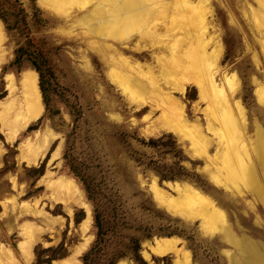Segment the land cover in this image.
Instances as JSON below:
<instances>
[{
  "label": "rangeland",
  "instance_id": "1",
  "mask_svg": "<svg viewBox=\"0 0 264 264\" xmlns=\"http://www.w3.org/2000/svg\"><path fill=\"white\" fill-rule=\"evenodd\" d=\"M45 1L0 0V264H35L33 249L47 247L62 255L51 264L73 262V252L91 234L80 260L94 238V205L104 239L100 259H113L130 236L139 237L144 264H234L235 235L264 245V173L257 167L256 145L258 138L264 140V0H78L69 9L58 5L64 12L50 10L56 4ZM126 2L131 5L127 23L139 22L115 42L116 28L104 30L108 39L99 41L87 31L90 25L80 22L83 15L98 16ZM197 12L202 13L198 18ZM169 21L175 24L171 28ZM167 28H180L185 40L173 39ZM93 42L110 44L112 51L117 47L116 57L129 60L131 67L140 65L158 89L151 90L135 70H118L113 77ZM25 43L41 55L46 98L30 121L29 76L34 72L37 84V73L27 61L17 72L11 67L1 72L13 49ZM177 43L178 59L172 51ZM176 65L189 72L173 69ZM166 68L172 79L164 76ZM207 72L216 89L208 84ZM133 76L147 92L135 90ZM160 92L181 114L170 112V98ZM164 112L165 118L182 122L179 132L159 127ZM41 162L37 173L33 167ZM249 164L258 171L261 193H249L244 179ZM64 176L72 178L90 206L88 229L80 199L62 187ZM176 185L186 189L177 192ZM75 216L80 217L76 223ZM167 232L172 234L164 236ZM162 242L174 246L155 252ZM118 261L143 264L127 249L114 264Z\"/></svg>",
  "mask_w": 264,
  "mask_h": 264
},
{
  "label": "bare ground",
  "instance_id": "2",
  "mask_svg": "<svg viewBox=\"0 0 264 264\" xmlns=\"http://www.w3.org/2000/svg\"><path fill=\"white\" fill-rule=\"evenodd\" d=\"M42 1H44V0H41V3H42ZM47 2H49L50 4H48L50 7H55V5H53V4H56V10H54V9H52V8H50L49 6H46L47 8H50V10H52V11H54V12H64L66 9H64V10H62L61 11V7H63V8H65L67 5H70L71 3H72V6L74 7L75 6V4H74V2H76V4H77V1L78 0H46ZM45 1V2H46ZM80 1H82V0H80ZM114 1V0H113ZM118 0H116L115 2H117ZM121 1V0H120ZM120 1H118V2H120ZM101 2H102V0H101ZM105 2V1H104ZM111 2V1H110ZM40 3V4H41ZM80 2L78 1V4H79ZM154 3V2H153ZM156 3V2H155ZM74 4V5H73ZM114 4H116V3H114ZM118 4V3H117ZM116 4V5H117ZM42 5V4H41ZM45 4L43 3V6H44ZM58 5H60L61 7H59ZM109 5H110V3H109ZM71 6V5H70ZM70 6L68 7H66V8H70ZM100 6V5H99ZM104 6V5H103ZM102 6V7H103ZM114 6V5H113ZM153 6H155V5H153ZM165 6V5H164ZM45 7V6H44ZM60 9H59V8ZM101 7V6H100ZM109 7V6H108ZM108 7H106V8H108ZM162 7V6H161ZM58 8V9H57ZM116 9V10H114V9ZM112 8V10L110 9V10H105L104 12L105 13H101L102 11H99L100 13H98V16H97V14H94V16H92V14H91V16L92 17H95V21H93V18H91V16L89 15V14H87V15H83L82 16V18H80L81 20H80V22L82 23V24H89L90 26L88 27V32L91 34V35H93V36H95L96 38H98V40L99 41H104L106 38L108 39V37H107V35H105L103 32H104V30H108V29H110V31H111V28H116L117 30H118V33L120 34H118V35H113L112 36V34L114 33H112V32H110V33H112L111 34V38H109V39H111L112 41H114L115 42V40L116 39H119L121 36H122V34H124V31H126V29H128V28H131L134 24H136V23H138L139 22V19H137L136 20V22L134 21V23H132V24H128L127 23V21H126V19L124 18V15L129 11V9L131 8V5H130V3L129 2H126L125 4L124 3H119V5H117V6H115V7H113ZM99 9V8H98ZM102 9V8H101ZM162 8H160V10H161ZM95 10H97V9H95ZM104 10V9H103ZM164 11H166V9L165 10H162V12L163 13H165L166 14V12H164ZM96 12V11H95ZM161 12V13H162ZM198 13H201V12H197V18H198ZM83 14H85V13H83ZM105 14V15H104ZM202 14V13H201ZM201 14H200V16H201ZM56 15V14H55ZM205 15V14H204ZM81 17V16H80ZM197 18H195L196 20H197ZM172 20V19H171ZM177 20V19H176ZM170 22V21H169ZM172 23H173V21H171ZM171 22H170V24H171ZM177 24H178V22H176ZM199 22H196V24H198ZM201 23V22H200ZM80 24V23H79ZM165 25V24H164ZM173 25H175L174 23L172 24V25H168L170 28L173 26ZM179 25V24H178ZM202 25V24H201ZM85 26V25H84ZM161 26V25H160ZM86 27L87 26H85V31H86ZM162 27V26H161ZM165 27V26H164ZM163 27V28H164ZM184 27H186V26H184ZM166 28V27H165ZM169 28V29H170ZM151 29V28H150ZM160 29V28H159ZM168 29V28H167ZM167 29H166V31L165 32H167L168 34H173V39H176V40H181L182 38H181V34H183V32H181L182 30H179L178 28H177V30H172L171 31V29H170V31H169V29H168V31H167ZM173 29V28H172ZM161 30H164V29H161ZM201 30V29H200ZM4 31V30H3ZM113 31V30H112ZM114 31H115V29H114ZM0 32H1V24H0ZM117 32V31H116ZM159 32L160 33H162L160 30H159ZM165 32H163V33H165ZM176 32V33H175ZM204 32V31H203ZM86 33V32H85ZM89 33H87V35L89 34ZM115 34V33H114ZM177 34H179L178 36H177ZM187 37V36H186ZM106 39V40H107ZM188 39H189V37H188ZM188 39H187V41H188ZM94 40V39H93ZM175 40V41H176ZM185 39H183V41H184ZM203 40V39H202ZM182 40H181V43L183 42ZM203 43H201V49L200 50H202V51H204V48H205V45H204V43H206V40L205 41H202ZM95 45L98 43H96V42H93ZM104 43V45H100V44H97V45H99L100 47H98L97 48V50H100L99 52H101L105 57H106V59L108 60V64H110V71H111V73H113V77H115V73H117V72H119V71H122V70H124L125 68L128 70H135V72H137V73H139V74H141V75H145V77L147 78V83L152 87V89L151 90H153V89H158V87L156 88V80L155 79H153V77H151V76H149V75H147V74H145V73H143V70H142V68H141V66L140 65H137V67H131V62L129 61V60H125V59H123L120 55H118V56H120V57H116V53H119V51L117 50V47H115V46H113V48L115 49V51H112V48H110V47H108L107 46V43H105V42H103ZM114 44V43H113ZM179 45H181L180 43H177V46H176V48L174 49V50H172L173 51V55L175 56H177V59L179 58V57H182V56H178V54H179V48L181 47V46H179ZM111 46V45H110ZM97 47V46H96ZM199 47V46H198ZM206 49V48H205ZM186 52V51H185ZM176 53V54H175ZM205 54L206 53H204L203 52V55H204V57H205ZM180 55V54H179ZM182 55H183V53H182ZM185 56V55H184ZM196 56V55H195ZM197 56L199 57V55L197 54ZM206 56H207V54H206ZM101 58H103V57H101ZM104 59V58H103ZM171 59H173V58H171ZM197 59V58H196ZM200 59V58H199ZM204 59H206V58H204ZM179 62V61H178ZM194 65V64H193ZM182 67H183V65H182ZM180 69V70H182V68H181V66L180 65H176V66H174V68L173 69ZM184 68H185V66H184ZM192 68V67H191ZM201 69V68H200ZM119 70V71H118ZM162 70H164L163 71V73H165L164 74V76L166 77H169L170 75H172L171 73L170 74H168L169 72H167L168 70H167V68L166 69H162ZM184 71H187V72H189L187 69H183ZM182 70V71H183ZM179 71V70H178ZM178 71H176V72H178ZM181 71V72H182ZM123 72H125V71H123ZM33 73V74H32ZM31 74H30V78H32V81H31V91H32V93H31V98H30V101H31V103H32V105H33V107H34V113L27 119V120H32L33 118H34V116L36 117V116H38L39 114H40V112H41V110H42V100L40 99V94H39V90H38V87H37V84H36V75L34 74V72H32ZM172 73H174V72H172ZM26 74V73H25ZM28 74V73H27ZM179 74H180V72H179ZM186 74V73H185ZM185 74H183V73H181V79H182V77H183V75H185ZM207 74H208V77H207V79H208V84H210V85H212L213 84V86H212V88L214 89V87H215V83H214V81H213V78L211 77V72H207ZM31 75H32V77H31ZM121 75H123V74H121ZM174 75V74H173ZM186 75H188V74H186ZM120 76V75H119ZM162 76V75H161ZM186 77V76H185ZM116 78V77H115ZM136 79H138L137 77H135ZM170 79H172V77H169ZM114 79V78H113ZM117 79V78H116ZM136 79H134V76L132 77V78H130L129 80L130 81H133V83H134V86H136L135 87V90H137V88L140 90V91H143V90H145L146 91V84H142V83H138V81L136 80ZM160 79H162V78H160ZM165 80H167L166 78H164ZM180 79V78H179ZM178 78H177V80H179ZM187 79V77L186 78H184V79H182V80H186ZM189 79V78H188ZM188 79H187V81H188ZM191 79L192 78H190V81H191ZM139 81H140V79H138ZM193 80V79H192ZM142 81V80H141ZM140 81V82H141ZM168 81V80H167ZM181 81V80H180ZM179 81V82H180ZM196 81V82H195ZM194 82L195 83H197V80H195ZM120 82V81H119ZM118 82V83H119ZM163 82V81H162ZM178 82V81H177ZM176 82V83H177ZM185 82V81H184ZM183 82V83H184ZM128 83V82H127ZM164 83H166V82H164ZM178 84V83H177ZM199 84V83H198ZM159 85V84H158ZM125 86V85H124ZM124 86H123V88H124ZM128 86V85H127ZM133 86V87H134ZM200 86V85H199ZM217 86V85H216ZM131 87V86H130ZM181 87V86H180ZM201 87V86H200ZM161 88V87H160ZM205 88V87H204ZM210 88H211V86H210ZM177 89H178V87H177ZM200 90V94L202 95V88H199ZM215 89H216V87H215ZM179 90V89H178ZM182 90V89H181ZM130 91H132V90H130ZM160 91V90H159ZM220 93H221V91L220 90H218ZM147 92V91H146ZM156 92V91H155ZM218 92V93H219ZM144 93V92H143ZM161 93V92H160ZM162 93H164V92H162ZM162 93H161V95H162ZM222 93H223V91H222ZM165 94V93H164ZM167 94V93H166ZM166 94L165 95H162L163 97H167L168 99L170 98V97H168V96H166ZM205 94V93H204ZM30 95V94H29ZM169 96H170V94H169ZM165 99V98H164ZM172 98H170L169 100H170V112L174 115V113H176L177 115L180 113L181 114V112H176V111H174V110H176L177 108H176V106H177V104L176 103H174V100H171ZM168 100V101H169ZM28 101H29V99H28ZM27 101V102H28ZM236 102V101H235ZM165 103V102H164ZM169 104V103H168ZM236 104V103H235ZM238 105H239V103H237ZM165 105V104H164ZM237 105V106H238ZM166 106H168V105H166ZM165 107V106H164ZM172 108V109H171ZM31 110L30 111H32L33 112V110H32V108H30ZM163 109V108H162ZM181 109V108H180ZM27 110V109H26ZM25 110V111H26ZM179 111V110H178ZM180 111H182V110H180ZM161 112H163V111H161ZM224 113V112H223ZM226 113V112H225ZM165 115L164 117L162 116V115ZM161 116V118H162V124H160L159 125V127H161V128H166L167 130L169 129H172V130H175V132H179V129H181V127L183 126H181L180 127V125L178 124V123H176V122H173V121H171L174 117H173V115H172V117L173 118H171V116H169L168 117V119L167 118H165V117H167V115H168V112H166V114H165V112L163 113ZM175 114V115H176ZM214 115V113L212 114V116ZM217 115V114H216ZM180 116H182V115H179V118H181ZM31 117H33V118H31ZM229 117V116H228ZM227 117V118H228ZM23 118V117H22ZM178 117H177V119H179ZM144 119V118H143ZM171 119V120H170ZM217 119H219V118H217ZM27 120H26V122H27ZM25 122V121H24ZM181 124H182V122H180ZM185 124V123H184ZM180 127V128H179ZM154 128V127H153ZM215 129V128H214ZM225 135V134H224ZM225 138V137H224ZM259 140L257 141V146H258V148H259V151H260V157H259V162H258V168H259V172L261 171L262 173H264V150H263V148L261 149V146L262 145H264V140L263 139H261V138H258ZM228 140V139H227ZM44 142V141H43ZM225 142V141H224ZM228 142V141H227ZM38 143H39V141H38ZM37 143V144H38ZM44 143H46V142H44ZM194 143V142H193ZM40 146V145H39ZM262 147H264V146H262ZM37 149V148H36ZM35 151H37V150H35ZM226 152V151H225ZM234 153V152H233ZM237 153V152H236ZM243 153V152H242ZM244 154V153H243ZM233 155V154H232ZM247 155V154H246ZM226 156V155H225ZM256 156V155H255ZM234 157H235V155H234ZM223 159V158H222ZM230 159V158H229ZM238 157H237V160L236 161H238ZM234 160L235 159H232V161L234 162ZM242 160H243V158H242ZM256 160V159H255ZM240 162H241V160H240ZM242 162H244V161H242ZM248 163V162H247ZM255 163V162H254ZM234 164V163H233ZM253 164V163H252ZM247 165V164H246ZM233 166V165H232ZM252 165H250L249 164V168L251 167ZM256 166V165H255ZM224 167V166H223ZM230 167V166H229ZM234 168V167H233ZM232 168V169H233ZM239 168V167H238ZM244 168V167H243ZM237 170V169H236ZM258 170V169H257ZM230 171H233V170H230ZM244 171V170H243ZM256 171H255V168L254 167H251V169L250 170H247L245 173H246V175H247V178H244L245 180H246V185L248 186V189H249V187H250V189H249V193H251L252 192V194H254V193H257V192H259V193H261L260 192V187H259V183H258V181H257V175H255L256 173H255ZM232 173V172H231ZM244 174V173H243ZM258 174V173H257ZM260 174V173H259ZM245 175V174H244ZM64 178H65V176H64ZM154 186H155V184H153ZM239 186V185H238ZM62 187L63 188H65L69 193H71V194H73V196H76V197H78L79 199H80V204H81V206L85 209V213H86V221H85V223H84V225H85V228L86 229H88L89 228V226H90V223H91V212H90V206H89V204L83 199V197H82V194H81V190L79 189V187L73 182V180H72V178H70V177H66L65 178V181H64V184L62 185ZM64 189V190H65ZM174 189L177 191V192H183L185 189L184 188H182V187H180L179 188V185H176V186H174ZM189 190L192 192V193H194V194H196V196H201V194L200 193H198L197 191H195L193 188H189ZM186 191H188V190H186ZM156 192V191H155ZM179 193V194H180ZM157 195V194H156ZM79 196H81V197H79ZM250 196V195H249ZM155 197V196H154ZM194 197V196H193ZM202 197V196H201ZM187 198H189V197H186L185 199H187ZM203 198V197H202ZM201 198V199H202ZM193 199V198H192ZM192 199H189L190 201H187L188 203H191V201H192ZM206 199V198H205ZM199 200V199H198ZM197 200V202L199 203V207H202V206H200V205H202V204H200L201 202H199ZM194 201V200H193ZM203 201L205 202L206 200H204V198H203ZM75 202H76V200H75ZM193 203V202H192ZM191 203V204H192ZM197 203V204H198ZM80 204H78V205H80ZM187 204V203H186ZM194 205H195V203H194ZM192 206V205H191ZM196 206V205H195ZM207 206V208H208V205H206ZM186 207V206H185ZM193 207V206H192ZM191 207V208H192ZM198 206H197V208H199ZM187 208V207H186ZM190 208V207H189ZM188 208V209H189ZM206 208V207H205ZM206 208V209H207ZM193 209V208H192ZM216 209V208H215ZM68 210H70V208L68 207ZM218 210V209H217ZM185 211V210H184ZM213 211V210H212ZM216 211V210H215ZM214 212V211H213ZM212 213V212H211ZM220 213H221V211L218 213V215H220ZM203 214V213H202ZM207 215V214H206ZM217 215V214H216ZM204 216V215H203ZM220 216H222L223 217V215H222V213H221V215ZM219 216V217H220ZM217 217V216H216ZM224 219V218H223ZM223 219H222V221H223ZM213 220V219H212ZM214 220H217V219H214ZM206 222V221H205ZM214 222V221H213ZM229 228V227H228ZM229 231H231V228L230 229H228V230H226V232L227 233H229ZM233 232V231H232ZM224 233V235H225V232H223ZM222 233V234H223ZM234 233H232V235H233ZM229 235V234H228ZM235 235V234H234ZM236 236V235H235ZM232 237V240H233V244L234 245H236L237 246V253H236V256L238 257H234V259H231V260H233V263L234 264H264V245H260V244H252V242L251 241H244L243 240V238H239V237ZM88 237V236H87ZM221 237H223V236H221ZM231 237V236H230ZM240 237H242V236H240ZM224 238V237H223ZM227 238H229V236L227 237ZM90 239H91V234H90V236L86 239V243L82 246V248L81 249H79V250H76L75 251V253L73 252V255H74V258H75V260L73 261V262H66L65 264H79L80 263V260H79V255L86 249V247L88 246V243H89V241H90ZM228 240V239H227ZM227 240H225V242L227 241ZM232 240H230V242H232ZM174 242V241H173ZM172 242V243H173ZM168 242H166V243H158V245H157V248H154V251L155 252H157V253H165L166 251H168L169 249H172V247L174 246V243H173V246H171V247H169L170 246V243H168ZM176 244V243H175ZM174 250V249H173ZM177 250V249H176ZM148 256V255H147ZM187 257H188V255H187ZM73 258V259H74ZM235 258H237V259H235ZM71 259V258H70ZM69 259V260H70ZM64 262V261H63ZM62 262V263H63ZM119 262V261H118ZM118 264H124L123 262H119Z\"/></svg>",
  "mask_w": 264,
  "mask_h": 264
},
{
  "label": "trees",
  "instance_id": "3",
  "mask_svg": "<svg viewBox=\"0 0 264 264\" xmlns=\"http://www.w3.org/2000/svg\"><path fill=\"white\" fill-rule=\"evenodd\" d=\"M23 61H27L31 67L34 69V71L37 73V86L40 91L41 95V100L44 105H46V98L44 95V89H43V84H42V70H41V64H42V58L41 55L39 54L38 50H30L29 45L25 43L24 45H19L13 49V56L12 59L9 61V63L6 66L1 67V72L3 73L5 69L8 67H11L13 71L17 72L19 71V67ZM38 120V119H37ZM33 126H28L27 129H33ZM41 162L38 167L34 168L37 173L41 172L42 169V164ZM160 178H164V175H160ZM83 189L87 190V187L85 185L82 186ZM96 206L92 207V226H93V234L94 238L92 243L90 244L89 248L81 255L80 264H114V260L122 257L124 255L125 250L127 249L128 251L131 252L133 259L135 260H140L143 264L145 261H142L141 257L139 256V237H134L130 236L128 240V245L126 249L118 253L113 259H100V255L103 253V244L101 243L103 239V232H102V223L99 218L98 211L96 210ZM80 217H74V222L76 223ZM172 233L167 232L163 233L164 236H170ZM146 236H149L148 233H145ZM42 252H47L46 257H40ZM40 251H35L33 249V255H34V261L35 264H51L52 259H56L59 257H62L61 254H56L54 252L53 248L47 247L40 249Z\"/></svg>",
  "mask_w": 264,
  "mask_h": 264
}]
</instances>
